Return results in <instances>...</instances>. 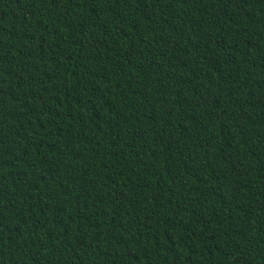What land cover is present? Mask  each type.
Returning <instances> with one entry per match:
<instances>
[{"label":"trees","instance_id":"obj_1","mask_svg":"<svg viewBox=\"0 0 264 264\" xmlns=\"http://www.w3.org/2000/svg\"><path fill=\"white\" fill-rule=\"evenodd\" d=\"M0 264H264V0H0Z\"/></svg>","mask_w":264,"mask_h":264}]
</instances>
